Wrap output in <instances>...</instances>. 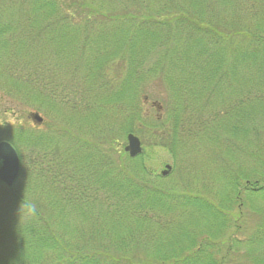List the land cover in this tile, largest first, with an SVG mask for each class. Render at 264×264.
Listing matches in <instances>:
<instances>
[{
  "label": "trees",
  "instance_id": "1",
  "mask_svg": "<svg viewBox=\"0 0 264 264\" xmlns=\"http://www.w3.org/2000/svg\"><path fill=\"white\" fill-rule=\"evenodd\" d=\"M35 115L0 123L21 167L0 182V264H264V0H0V116ZM114 129L219 168V202L206 175L199 195L163 190ZM244 201L261 222L242 244ZM178 208L210 228L174 229Z\"/></svg>",
  "mask_w": 264,
  "mask_h": 264
},
{
  "label": "rangeland",
  "instance_id": "2",
  "mask_svg": "<svg viewBox=\"0 0 264 264\" xmlns=\"http://www.w3.org/2000/svg\"><path fill=\"white\" fill-rule=\"evenodd\" d=\"M115 71L116 70L112 71L111 74L113 75ZM164 88V86L153 88L151 95H149L150 103L149 106H147V111L154 106L156 108H161L162 103L164 101L166 103L169 100V94H167L166 89ZM150 113L153 114L154 117L157 116V113L151 111ZM41 117L44 119L43 116ZM26 120L27 119L25 117L13 118L11 116H0V123L6 124V126L14 128L23 126H37L33 121H31L30 124H26ZM44 129L46 128L44 127ZM108 140L110 141L113 150L125 151V148L128 145L127 137L123 139L120 138L115 129L110 134H108ZM143 141L144 143H146V145L142 143V155L145 156L144 161L146 168L149 172H151L152 175L162 176L161 174L165 170L166 166L172 167V172L167 177H163V190L172 189L173 191H176L175 195L177 196L185 194L188 195L190 194V192L199 195V193L204 192L203 189L205 185L204 182L199 181V178L201 179L202 175H206L207 179H213V177L216 178L215 173L219 170V168L214 167L213 165L199 166V163H201L199 162V159L196 161H190L188 159L187 163L180 165L174 164V161L172 160V157L167 152V150L154 146L153 139H151L150 137H146L143 138ZM218 180L219 178L215 179L211 183L212 185H214L212 187H215V189L213 188L214 191L208 189L210 194L203 196L205 200L214 199L215 201L219 202V197L216 194V191L222 187V183H220ZM244 203L245 206L241 210L242 216L236 217V224H234V228L232 230V232L235 231V233L233 232V236L242 244L248 242V240H250L256 234L261 222L260 216L253 213L254 211H252L253 207L251 206V204H248L246 201H244ZM171 219L172 222H174V229L182 228L184 230H187L193 228V225H199V228H210V224H208V221H206L199 212H195L194 210L183 211L179 208L175 209L171 216ZM230 224L232 225L231 217ZM218 255H222L223 258H225L226 264H250V260L248 258L247 252L245 251V248H242V250L238 251L237 253L231 254H228L227 251L223 249ZM136 257L143 258V255L140 251H138L136 253Z\"/></svg>",
  "mask_w": 264,
  "mask_h": 264
},
{
  "label": "water",
  "instance_id": "3",
  "mask_svg": "<svg viewBox=\"0 0 264 264\" xmlns=\"http://www.w3.org/2000/svg\"><path fill=\"white\" fill-rule=\"evenodd\" d=\"M158 107V106H157ZM160 109V107H158ZM33 121L41 125L43 118L35 115ZM128 145L125 152L131 159H136L143 154V146L141 140L134 134L127 136ZM0 182L8 188H12L20 176V159L17 151L9 142L0 143ZM172 172L171 166H166L162 172V177H167Z\"/></svg>",
  "mask_w": 264,
  "mask_h": 264
}]
</instances>
